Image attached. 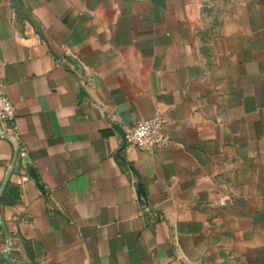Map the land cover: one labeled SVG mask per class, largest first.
I'll return each mask as SVG.
<instances>
[{
  "label": "crops",
  "instance_id": "0c3cea01",
  "mask_svg": "<svg viewBox=\"0 0 264 264\" xmlns=\"http://www.w3.org/2000/svg\"><path fill=\"white\" fill-rule=\"evenodd\" d=\"M0 79V264H264V0H0Z\"/></svg>",
  "mask_w": 264,
  "mask_h": 264
},
{
  "label": "built area",
  "instance_id": "2783aa9c",
  "mask_svg": "<svg viewBox=\"0 0 264 264\" xmlns=\"http://www.w3.org/2000/svg\"><path fill=\"white\" fill-rule=\"evenodd\" d=\"M16 115V108L7 96L5 86L0 79V125L3 128L1 131L2 138H6L12 133L17 136ZM165 130L166 120L159 114L147 120L139 121L124 133L125 147L128 150L141 149L146 151L165 149L171 144L170 136ZM139 199L140 202H144L141 196ZM10 250L7 248V242L4 244L0 236V257L4 252H10Z\"/></svg>",
  "mask_w": 264,
  "mask_h": 264
},
{
  "label": "water",
  "instance_id": "95a60500",
  "mask_svg": "<svg viewBox=\"0 0 264 264\" xmlns=\"http://www.w3.org/2000/svg\"><path fill=\"white\" fill-rule=\"evenodd\" d=\"M15 4H16V7L18 8V0H15ZM17 155H18V150H17L16 155H15V160H16V158H17ZM141 188H142V187H141ZM0 225H1V229H2V231H3V234H4L5 238H6L7 248H8V249H12V244H11L10 235H9V233H8V231H7V229H6V227L4 226V224H3V223H0ZM2 257H4L5 259H7V258L9 257V252H8V251L4 252V253L2 254ZM13 264H29V263H27V262H23V263H13Z\"/></svg>",
  "mask_w": 264,
  "mask_h": 264
}]
</instances>
